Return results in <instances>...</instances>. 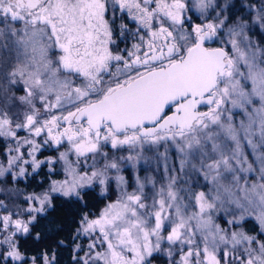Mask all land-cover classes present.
Returning <instances> with one entry per match:
<instances>
[{
	"label": "snow or ice",
	"instance_id": "snow-or-ice-1",
	"mask_svg": "<svg viewBox=\"0 0 264 264\" xmlns=\"http://www.w3.org/2000/svg\"><path fill=\"white\" fill-rule=\"evenodd\" d=\"M230 7H236L230 0H0V53L8 54L0 58V79L5 92L22 84L25 93L0 108V137L8 141L0 177L16 179L27 174L25 165L35 171L57 160L65 174L44 193L25 197L27 208L12 212L0 200L7 213L0 214V264H24L17 235L31 233L37 214L52 206V193L81 199L96 182L107 191L110 170L117 173L119 196L96 218L81 217L77 234L96 239L74 260L151 264L163 253L169 264H264V152L258 151L264 147V45L249 35L257 25L264 32V0L241 5L251 19L243 13L232 19ZM117 8L146 35L114 53ZM190 11L202 22L192 23ZM120 29L122 35L128 30ZM17 99L25 110L10 114ZM237 113L244 117L239 123ZM17 130L28 135L21 138ZM65 142L58 157L36 158L43 147ZM162 144L164 182L157 187L155 178L137 175L127 191L120 162L135 168L145 148ZM109 146L130 154L109 160L103 151ZM169 146L178 167L169 164ZM98 158L105 160L99 167ZM82 166L91 171H79ZM194 183L201 190L194 191ZM219 213L230 217L227 227L216 223ZM248 219L258 224V235L240 227ZM38 259L55 264L56 255L31 257V264Z\"/></svg>",
	"mask_w": 264,
	"mask_h": 264
},
{
	"label": "rangeland",
	"instance_id": "rangeland-1",
	"mask_svg": "<svg viewBox=\"0 0 264 264\" xmlns=\"http://www.w3.org/2000/svg\"><path fill=\"white\" fill-rule=\"evenodd\" d=\"M188 2L190 5L192 4V0H188ZM260 3L261 2H259V4ZM259 4H256V5H259ZM211 12H213V14H215L214 10L209 9L208 19H212V17L214 16V15H212ZM187 15L191 16V17H196L198 23L202 22L201 19L198 18V13H196L195 11H190L187 13ZM246 19H248V17H246ZM249 19H251L250 16H249ZM17 27H20V26H17ZM135 27L137 28L138 26L136 25ZM134 33H135V35H133V44L136 43V42H134L135 39L138 38V41H139V37L141 35V32L136 33V29L133 28V34ZM261 34H263V36H264V32H262L259 29L258 25L254 26L252 31L249 33V35L252 37V39L254 41L260 43L261 45H264V42H262L261 39L259 38V36H261ZM6 56H8L7 53H0V58L6 57ZM14 65H15V58H14V54H13L12 59L9 60L7 70L10 71ZM6 83H7L6 81H4L3 79H0V108H4L6 106V104L8 103V97H11V96L20 97V96L25 94L22 84L10 86V87H8L7 92H5L4 85ZM12 104H13V106L10 109V114L22 113L25 110L26 106L21 105L19 103L18 99L13 101ZM37 107L42 109V105H40L38 101H37ZM22 118L23 117L21 115L19 117V119L22 120ZM235 119H236V122L239 123V121L241 119H244V117L242 114L237 113ZM17 135L19 137L23 138V137H26L28 134L24 130H17ZM0 139L4 141L5 149H6L8 147V141H6L2 137H0ZM36 139H37V142H42L43 137H39ZM255 139H256V142L258 143V135ZM67 148H68V145L66 142L58 148L56 146H45L41 149L40 152H38L36 154V158L39 160H46L48 157H58L59 153L66 151ZM5 149H4L3 153L0 154V164H4L6 166V159L7 158L5 156ZM243 150H244L245 155H247L249 162H254L255 157L253 156L252 149L246 143H244ZM24 151H25V153H27L26 148L24 149ZM103 151L108 153L109 160H111L113 157L118 158L121 156H128L130 154L129 150L126 148L122 149V150H113V149H111L110 146L104 148ZM164 151H165V145H163V144L160 145L158 148H155V147L145 148V150L143 152L144 158H141L136 162L135 168L132 166L131 162H127V161L120 162L119 174L123 175L125 177V180L127 181V191L131 192L134 189L135 177L137 175L141 178V180H146V178L149 176L155 178V180L157 181V187H159V185L164 182V161H163V159L159 158V154L164 153ZM258 151L264 152V147H259ZM168 156H169L170 166L178 167V165L176 163L177 158H176L175 149L172 148L171 146H169ZM69 158L72 161H75V159H76L74 154L71 155ZM82 163H83V161H82ZM88 163H91V157H89ZM104 163H105V160L103 158H98V164H97L98 167L102 166ZM41 166H45L46 170L50 174L48 184L41 190H37V191L28 190V189H25L24 187H22L16 183L17 180L27 179L28 177L37 173V171L40 169V168H38L35 171H33L31 165H25V167L27 169V174L25 176H18V177H16V179H13L11 174H5L3 177H0V200L4 201V203L8 206L9 210H11L12 212H16L18 209L27 208L28 203L26 202L25 197L32 195V194H37V195L42 194L49 189L50 184L53 180L59 181V180H63L65 178L62 161L57 160L51 166L48 163H44ZM253 166L258 167V165L255 163ZM50 167L53 169L52 171H50ZM18 170H19L18 168L14 169V171H17V172H18ZM79 171H81V172L91 171V168H85L82 166L79 169ZM108 175L110 177H112V179L108 183L107 191H102V188L98 184V182L94 183L91 186L86 187V188L96 187L101 195L113 196V199L108 201L106 203V205L117 200V198L119 196V189L117 188V183L114 179V177L117 175V173L115 172V170H110ZM249 178H250V180H254L256 178V173L250 174ZM192 179L193 180L199 179L200 183L201 184L203 183L202 177H193ZM193 189H194V191L201 190L200 186L195 184V183L193 184ZM145 190L150 192L152 189L150 186H148V187H146ZM54 194H59V193H52L51 196ZM105 206L102 209H104ZM101 210L96 216L90 217V219H93V218H96L97 216H99L101 213ZM0 214H7V213L4 212L3 209H0ZM24 218L27 219L28 218L27 215H25ZM229 218L230 217H225L223 213H219L216 216V223L220 224L222 227H227L226 220ZM248 220H251L257 226V232L256 233H249L248 231H246L243 227L244 222L240 225V227L245 232H247L249 235H258V233H259L258 224L255 222L254 219H248ZM232 230H237V228L233 227ZM165 234H167V233H165ZM19 236H21V234L17 235V237H19ZM0 238H2V237H0ZM260 238H264V237H260ZM95 239H96V234H93L91 237L76 234V244L74 246V249H76L77 244L80 245V249L75 251V253H76L75 256L76 257H83L85 252L88 251V244L92 240H95ZM165 247H167V245H165ZM97 250H103V249L98 246ZM175 258L178 259L179 258L178 255ZM9 264H12V262L10 261ZM24 264H31V258H29V260H27L26 262L24 261ZM37 264H40V263H37ZM41 264H42V261H41ZM151 264H169V260L165 254L156 253V254H154V258L151 260Z\"/></svg>",
	"mask_w": 264,
	"mask_h": 264
},
{
	"label": "trees",
	"instance_id": "trees-1",
	"mask_svg": "<svg viewBox=\"0 0 264 264\" xmlns=\"http://www.w3.org/2000/svg\"><path fill=\"white\" fill-rule=\"evenodd\" d=\"M261 0H230V4H234L235 8H229L232 13V19L235 16L244 14L248 17V9L241 7L242 4H259ZM225 0H216L217 5H222ZM212 15L213 12H211ZM210 13V14H211ZM231 22V20H230ZM264 42V36H259ZM5 149V143L0 139V154ZM49 173L45 166H41L37 173L27 179H19L16 183L28 190H41L49 182ZM81 199L75 197H64L54 194L52 198V206L43 214L37 215L36 222L31 227V233L17 237V243L20 251L25 255L27 260L31 257H41L44 253L51 256L56 255L55 264H81L75 256L74 246L76 244L77 229L80 227L81 217L87 215L89 218L96 216L106 203L113 199V196H103L96 187H89L81 191ZM243 227L249 233H256L257 226L247 220L243 223ZM40 234L37 240L36 234ZM62 242V243H61ZM42 260L37 261L41 264Z\"/></svg>",
	"mask_w": 264,
	"mask_h": 264
},
{
	"label": "flooded vegetation",
	"instance_id": "flooded-vegetation-1",
	"mask_svg": "<svg viewBox=\"0 0 264 264\" xmlns=\"http://www.w3.org/2000/svg\"><path fill=\"white\" fill-rule=\"evenodd\" d=\"M154 6V5H153ZM191 17V16H189ZM107 19L111 20L113 18V13L110 10L106 16ZM191 22L192 23H198L197 22V18L196 17H191ZM124 24L127 26V31L123 33V35L121 34V29H120V25ZM137 24L131 20L128 16L127 12H121L119 10V8H117L115 10V18H114V23H111V27L113 30V36L112 39L114 41H116V43L114 45L111 46V50L114 53L117 52H121L122 49H130L131 46L133 45V28L137 29L135 26ZM16 26H20L19 24H17ZM138 26V25H137ZM186 26H190V25H186ZM141 35H146L143 31H141ZM134 42L139 43L140 40L138 41V38L134 40ZM212 47H216V44H212L210 45ZM126 55V53H124Z\"/></svg>",
	"mask_w": 264,
	"mask_h": 264
},
{
	"label": "water",
	"instance_id": "water-1",
	"mask_svg": "<svg viewBox=\"0 0 264 264\" xmlns=\"http://www.w3.org/2000/svg\"><path fill=\"white\" fill-rule=\"evenodd\" d=\"M170 114V113H169Z\"/></svg>",
	"mask_w": 264,
	"mask_h": 264
}]
</instances>
